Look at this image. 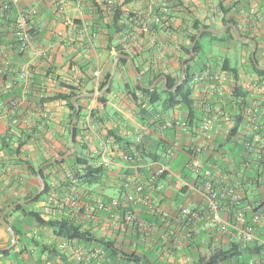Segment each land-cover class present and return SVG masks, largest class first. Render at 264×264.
I'll list each match as a JSON object with an SVG mask.
<instances>
[{"label":"crops","instance_id":"obj_1","mask_svg":"<svg viewBox=\"0 0 264 264\" xmlns=\"http://www.w3.org/2000/svg\"><path fill=\"white\" fill-rule=\"evenodd\" d=\"M8 1L0 0V210L12 200L26 199L40 185L30 165L40 166L44 159L66 150L72 110L56 95L77 91L81 95L79 141L87 143L92 163L103 165L106 174L97 184L76 187L67 185L68 164L51 168L45 174L52 193L28 209L42 212L46 219L65 216L114 247L105 252L100 242L77 240L65 245L52 228L19 211L9 224H24L27 234L16 236V243L6 248L11 236L0 225V264H97L77 258L76 246L87 252L101 249L100 264H195L215 249L243 241L235 227L221 232L209 225L203 175L209 172L213 177L221 196V215L231 224L239 209L231 210L230 191L264 202L259 157L264 128L255 130L245 106L239 104L241 92L247 91L248 106L259 102L263 122L264 92L250 87V83H264L251 68L252 47L241 44V63L235 66L229 56L216 59L205 46V61L192 64L190 107L171 106L165 95L160 105L136 104L127 83L133 89L137 76L126 58L118 62L111 91L101 92L120 54L118 47L135 55L143 81L159 74L154 87L164 88L165 76L168 87L170 80L180 77L195 20L216 28L225 19H236L241 31L261 40L259 57L264 61V0H133L127 4L123 0H17L10 1L6 10L2 5ZM162 2L171 6L169 24L152 23L150 33L143 32V23L160 12ZM29 12L31 43L21 49L14 28L19 16ZM207 43L221 53L238 46L228 36L226 41L209 38ZM233 67L238 69V83L229 71ZM217 75L223 78H214ZM236 84L242 90H236ZM136 93L141 97L140 91ZM105 94L107 101H99ZM92 111L97 114L91 116ZM207 118L210 128L204 132L201 126ZM198 160L202 170L193 166ZM160 166L166 172L158 176ZM154 182L161 190L152 188ZM138 186H143L147 197L138 195L137 203L128 202ZM72 196L79 198L78 205L70 204ZM112 199H119L121 206L97 207L98 201ZM186 205L200 217H185L181 208ZM127 210L135 220L126 219ZM162 210L169 214V224ZM45 245L56 250H45ZM12 247L10 253L1 252ZM254 259L255 264H264L262 257Z\"/></svg>","mask_w":264,"mask_h":264},{"label":"trees","instance_id":"obj_2","mask_svg":"<svg viewBox=\"0 0 264 264\" xmlns=\"http://www.w3.org/2000/svg\"><path fill=\"white\" fill-rule=\"evenodd\" d=\"M131 1H133V0H123V4H127ZM168 6H169L170 11H171V6L170 5H168ZM229 22H235L236 25L238 26V21L234 18L225 19L223 21V24L225 25ZM192 27H193V34L190 36V45L185 49V55H188L190 53V46H191L197 32L202 28L210 27V25L195 20L192 24ZM238 28H239V26H238ZM239 30L243 36L251 37L258 42V49L256 52V57L258 60V64L263 66L264 61H261L260 57H259V53L261 50L259 47V44L261 43V40L254 35H250V34H247L243 31H241L240 28H239ZM227 36L229 37V39H234L238 43H241L242 45L252 47L251 43H243L241 41H238L236 39V36H235L232 28H228L224 33H221V34H215L212 32L205 31L202 33V35H201V37H200V39L196 45L195 54H194L193 58L186 62V79L184 80L182 85H180L178 88H176V90L170 91L168 89H164L162 86L154 87L153 89H147V88H144L140 85L137 78H136V85L134 86L133 89H131L130 83H127V87L130 88V92H131L136 104H138L139 106H143V104H145L146 102L155 104L162 99V95H165V97L167 98L168 104L171 106L183 105V106L190 107L191 95H192V90H193V82H194V74L192 71L193 70L192 64L193 63L199 64V63H203L205 61L204 55L206 53V48H205V44L203 43L202 40L204 38L209 37L211 40H217L218 42H223V41L227 40ZM117 52L128 54V55L130 54L128 51L122 49L121 47L117 48ZM201 55H203V56L200 57ZM133 56L135 57V55H133ZM198 57H199V59H198ZM180 62H181V60H180ZM249 62H250V65H251V68H252L254 74H256L258 77H260V79L263 81L264 80V69L257 67V65L254 63V61L251 57V54L249 55ZM202 67L200 66L201 69H202ZM138 69L141 72V68L138 67ZM229 71H231L233 73L234 78L236 80V83H238V81H239L238 80L239 79L238 69L233 67V68L229 69ZM110 74H111V72H108L107 75L105 76V81L103 82L102 87L106 85L107 80L110 77ZM158 77H159V74H156L149 81L146 82L144 80L143 82H144V84L147 83L148 85H151L153 83V81ZM168 78H170V77L168 76ZM178 79H179V76L177 79H175L173 81L170 80V83L168 84V88L169 89L173 88L176 85ZM259 83L264 84V83H261V81ZM112 84H113V81H112L111 85ZM64 86H68V85H64ZM235 89L236 90H242V88L239 87V85H237V84L235 85ZM137 90L141 92V94H142L141 97H139L137 95V93H136ZM110 91H111V86L107 89L106 93H109ZM247 93H248L247 91L241 92V96H244L241 98V101L239 103L241 108H244V106H248V99H247L248 94ZM78 94H79V92H77V91H71L69 93L60 92L56 95V98L65 100L66 103L68 104V106L70 107V109L72 110V113L70 114L69 125H68V134L69 135H70V123H71V120H72V118L76 112V107L72 103V98ZM98 100L101 102H106L107 101L106 94L104 96L100 97ZM96 114L97 113H95V111H92L91 116L96 115ZM80 116H81V113H79L78 118H77V122H76L75 152H74V154L70 157L65 158L62 161H58L52 165L45 166L42 169V175L46 181L45 190L32 202L19 205L16 208H14L13 210L9 211L4 216V219L10 223V217L14 213L21 211L25 218L31 219L32 221L36 222L38 225L47 226V227L52 228L54 231V234L60 239H64L65 241L77 240L79 243L80 242H92V241L100 242L102 247L104 248L105 252H107V251H109V249H112L114 247V245H113V242L107 240L106 238L97 237L96 235L91 233L88 229H84L80 224L74 223L71 219H69L65 216H62L59 218H48V219H46L44 217V215L42 214V212L28 209L31 204H34V203L40 202V201H45L50 196V194L52 193L53 185L51 184V182H49V180L45 174V171H47L51 168H55L58 166L68 164L69 165L68 166L69 167L68 172L70 174L66 175L67 185L68 186L69 185H75L76 187H80V186H84V185L91 186V185L97 184L101 180V178L106 174V171H105V168L103 165H94L92 163L93 156L91 154V151H90L87 143L79 141L78 120H79ZM239 118L241 120L242 114L239 115ZM79 144H81V147H79ZM68 150H69V143L66 146V150L64 152H61L60 155L66 153ZM48 160H50V159H44L42 161V163L45 161H48ZM38 167H39V165L38 166H32V165L29 166V168L31 169V171L34 175H37V168ZM39 187H40V185L32 193L27 195L25 198L31 197L39 189ZM19 200L20 199H15V200H12L9 203H7L0 210V216L3 213V211L9 205H11V204H13ZM246 201H249L252 205V210L245 212V216L247 215L248 218H250L252 216V213L261 211V208L263 206L262 204H264L263 201H261L260 203L258 200L253 202L246 197V199L241 200V202L238 204H231V210L236 211V209L243 208V206H245V204H246ZM107 203H109V202H107ZM120 206H121V204H120ZM120 206H118V207H120ZM118 207H115V208H118ZM0 225L2 226V223H0ZM23 225L24 224H22V226H18L16 224H12V227L15 230L17 237H22L25 234H27V231L23 228ZM9 243H10V240H9ZM14 248L15 247H12L9 250H2L1 252L10 253V251L13 250ZM44 249L49 250V251L50 250H52V251L56 250V248L54 246H51V245H45ZM254 256H259V257L263 256L262 247L258 244L257 241L246 243L245 241L243 242L241 240H239V241L236 240V241L231 242L226 247H221V248L213 250L207 256L200 257L195 264H233L234 262H238L239 264H247L249 260L254 258Z\"/></svg>","mask_w":264,"mask_h":264},{"label":"built area","instance_id":"obj_3","mask_svg":"<svg viewBox=\"0 0 264 264\" xmlns=\"http://www.w3.org/2000/svg\"><path fill=\"white\" fill-rule=\"evenodd\" d=\"M13 2H17V0H10ZM10 1L5 2L2 7L4 9L10 8ZM33 13L35 11H32ZM170 8L166 2H162L160 5V12L157 13L152 17V19L149 22L143 23L142 31L150 33L151 25L153 24H163L168 25L169 19H170ZM30 12L27 14H22L19 16V19L15 25L14 28V35L16 37V40L20 46L21 49H26L30 43H31V20H30ZM25 75V73H23ZM202 78H205L206 75H202ZM216 79H222L223 77L217 75L214 76ZM250 87L259 89L261 92H264V84H260L258 82L250 83ZM260 104L257 101L254 105L251 106H245L244 113L247 114L250 118V122L253 125L255 130H259L261 128H264V120L263 122H260V117L258 115V108ZM211 120L209 118L204 119L202 122L201 129L202 131H207L210 128ZM184 126L187 125L186 122L182 123ZM248 146L251 148V144L249 143ZM259 157L261 164L264 168V137L261 142V146L259 148ZM127 159L132 161L133 156L128 155ZM193 166L196 169L202 170L203 163L201 161H197L193 164ZM166 172V167L160 166L157 170V175L160 176L163 173ZM203 194L207 203V208L209 210V225L217 228L221 232H227L230 227H235L238 231L242 233V239L243 241L247 242H254L257 241L258 244L262 247L263 256H262V262L264 263V204H262L261 211L252 213V216L248 218V216H245V212H248L252 210V205L249 201H246L245 206L243 208L239 209L235 213V223L231 224L230 221L227 219H224L221 215L220 208H221V196L218 187L215 184V181L211 174L209 172L204 173L203 175ZM152 188L161 190L162 186L155 183L152 185ZM138 195L141 198H146L147 195L143 192V186H138L136 188V194H130L127 197L128 202L130 203H137L138 202ZM230 195L232 197V204H238L241 202V200L244 199L243 195L241 193H235L230 191ZM69 202L71 205H78L79 204V198L77 196H72L69 198ZM121 201L119 199H112L109 203H106L104 201H98L97 207L102 210H111L115 207L120 206ZM181 213L189 218L190 220L198 219L200 217L199 213L191 208L190 206H183L181 208ZM161 215L163 216L165 222L169 224V214L165 211H161ZM126 219L129 221L135 220V214L132 211L127 210ZM73 241H65V245L72 244ZM74 253L77 258L84 259L87 262H93L94 261L97 264H100L104 258L103 251L99 249L98 251L94 252H87L86 250H83L82 247L76 246L74 248ZM233 264H239L238 262H234ZM247 264H255V259L252 258Z\"/></svg>","mask_w":264,"mask_h":264},{"label":"water","instance_id":"obj_4","mask_svg":"<svg viewBox=\"0 0 264 264\" xmlns=\"http://www.w3.org/2000/svg\"><path fill=\"white\" fill-rule=\"evenodd\" d=\"M228 28H232L233 31H234V34L236 36V39L238 41H241L243 43H251L252 44V52H251V57L254 61V63L257 65V67L259 68H262L264 69V66L262 65H259L258 64V60H257V57H256V52H257V49H258V42L251 38V37H247V36H243L238 28V26L236 25L235 22H229L221 27H216V28H210V27H207V28H202L200 29L191 46H190V53L185 56L183 59H182V62H181V74H180V77H179V80L177 81L176 85L169 89L167 86H166V83H167V78L166 76L164 77L165 78V85H164V89H169L171 91H174L176 90V88H178L180 85L183 84L184 80L186 79V62L188 60H191L195 54V48H196V45L202 35L203 32L205 31H208V32H212V33H215V34H221V33H224ZM121 58H126L130 61L132 67H133V70L134 72L136 73V76H137V79L139 80V83L142 87L144 88H147V89H153L154 86H155V83H153L152 85H146L144 84L143 82V77H142V73L140 72V70L138 69L137 67V64L133 58V56L131 55H128V54H124V53H120L118 54L116 57H115V62H114V65H113V69H112V72H111V75L108 79V82L106 84V86L104 87V89L102 90L101 92V95L104 94L105 90L109 88V86L111 85V81H112V78L113 76L115 75L116 71H117V67H118V62ZM90 95L94 94V93H89ZM81 95H76L72 98V103L75 105L76 107V112L71 120V123H70V138H69V150L62 154V155H59L58 157L56 158H53V159H50L48 161H45L43 162L37 169V176H38V179L40 181V187L39 189L29 198H26V199H21L11 205H9L4 211L3 213L1 214L0 216V223H2L3 225H5V227L7 228L8 232L10 233V236H11V243L8 247L6 248H10L11 246H13L15 243H16V232L15 230L13 229V227L9 224V222H7L5 219H4V216L11 210H13L14 208H16L17 206L19 205H22V204H25V203H29V202H32L33 200H35L46 188V181L42 175V169L45 167V166H48V165H52L58 161H62L64 160L65 158L67 157H70L74 154L75 152V128H76V122H77V118H78V114H79V111H80V106L78 104V99Z\"/></svg>","mask_w":264,"mask_h":264},{"label":"rangeland","instance_id":"obj_5","mask_svg":"<svg viewBox=\"0 0 264 264\" xmlns=\"http://www.w3.org/2000/svg\"><path fill=\"white\" fill-rule=\"evenodd\" d=\"M208 40H209V38H204L202 41L205 44L206 48H210L209 50L212 51V55L214 58L223 59L225 56H229L233 65L237 66L241 63V56H240L241 43H238V46L236 48H228V50L226 52L221 53V51L218 48H215V46H212L210 43H207ZM249 47L251 49V46H249ZM250 54H251V52H250ZM160 104H161V102L159 101L158 105H160Z\"/></svg>","mask_w":264,"mask_h":264}]
</instances>
